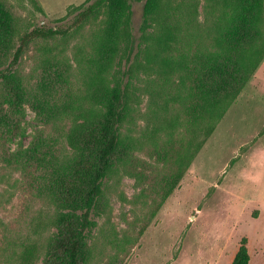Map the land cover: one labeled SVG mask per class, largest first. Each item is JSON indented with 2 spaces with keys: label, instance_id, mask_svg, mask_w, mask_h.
Masks as SVG:
<instances>
[{
  "label": "rangeland",
  "instance_id": "obj_1",
  "mask_svg": "<svg viewBox=\"0 0 264 264\" xmlns=\"http://www.w3.org/2000/svg\"><path fill=\"white\" fill-rule=\"evenodd\" d=\"M92 1L0 0V34L9 20L17 27V33L11 27L6 40L0 36V68L9 62L20 32L66 27L75 16L74 8ZM169 1L191 3L189 15L201 32L219 14L210 0ZM144 2L110 0L96 19L66 36L34 41L16 68L17 100L0 80V225L18 244L32 240L39 244L41 252L33 264H42L46 239L55 230L52 219L62 195L55 192L74 179L75 165L84 162L75 134L81 116L90 111L96 117V99L111 93L116 82H130L141 91L154 78L134 65L143 63V50L127 61L128 40L121 30L125 19L121 9L130 5L129 32L144 49L140 37L155 31L153 25H143ZM203 63L196 59L188 64V79L206 69ZM131 65L135 70L130 78ZM183 70L179 68L180 76ZM230 83L225 90H239L238 96L172 187V150L169 144L161 148V142L155 145L142 137L149 109L146 94L137 92L141 102L129 104L133 123L122 128L130 129L128 146L121 158H114L112 171L102 181L80 264H231L242 239L249 264H264V211L252 206L240 212L243 203L237 200L264 193V59L242 88ZM248 172L258 180L243 177L242 194L232 186ZM227 174L218 190L215 184ZM72 212L77 224L81 212Z\"/></svg>",
  "mask_w": 264,
  "mask_h": 264
},
{
  "label": "trees",
  "instance_id": "obj_2",
  "mask_svg": "<svg viewBox=\"0 0 264 264\" xmlns=\"http://www.w3.org/2000/svg\"><path fill=\"white\" fill-rule=\"evenodd\" d=\"M129 1H145L143 25L148 28L153 25L155 30L140 37L141 42L144 40L146 43L144 49H140V43L136 45L129 32L133 15L130 5L121 9L122 13L125 12L121 30L128 40L127 61L132 54L137 57L143 50V63L134 65L141 68L145 76L154 75L141 89L147 96L149 109L146 132L142 131V137L155 145L161 142V148L170 145L174 170L172 187L238 96L239 90L227 91L225 85L232 82L242 88L264 59V0H210L212 8L219 10V14L205 24L203 32L194 25L193 17L189 15L192 13L191 3ZM109 2L93 0L74 8L75 16L66 27L40 26L20 32L9 62L0 68L1 83L11 99L17 100L19 95L20 79L16 68L34 41L66 36L96 19ZM12 23L9 20V23L3 24L1 41L10 35L11 27L17 33V27H13ZM196 59H203L205 63L202 66L206 69L190 80L188 64ZM131 67L127 70L130 78L131 71L135 70ZM179 68L184 69L181 76ZM205 74L212 78H207ZM101 80H107V76ZM107 84L105 89L110 90ZM141 91L130 82L120 85L118 81L111 93L96 99L99 107L96 117L90 111L81 116L83 122L75 134L80 140L76 149L82 151L84 162L75 165L74 179L64 184L61 191L55 192L57 196L62 195L59 197V211L52 219L55 230L46 239L42 264L81 263L80 250L86 232L94 226L90 213L101 194L103 179L112 171L114 158H121L122 149L128 146L125 138L130 129L122 131V128L130 120L129 124L133 123L129 104L131 101L141 102L137 95ZM67 209L72 213L81 212L77 224L72 222V214L66 212ZM37 239L40 240V237ZM35 243L32 240L18 244L0 225V264H33L41 252L39 244L36 246ZM231 264H249L246 239L241 240Z\"/></svg>",
  "mask_w": 264,
  "mask_h": 264
},
{
  "label": "crops",
  "instance_id": "obj_3",
  "mask_svg": "<svg viewBox=\"0 0 264 264\" xmlns=\"http://www.w3.org/2000/svg\"><path fill=\"white\" fill-rule=\"evenodd\" d=\"M250 150V149H249ZM249 151H247L246 152V155H247V153H248ZM246 155H244L245 157H242V159L241 160H244L245 158H246ZM243 173V172H242ZM242 173H241V175H240V177H239V183H236V184H234L233 186H232V188H235V187H239V190H241V193L243 194V188H246V182H245V180L244 179H242L243 177H248L249 179H253L254 180V183H255V181L256 180H258V178L257 177H253V176H251L252 174L250 173V172H248V174L247 175H242ZM229 174H230V172H229ZM229 174H227L226 176H224V179H223V181H222V183L220 184V185H217V184H215L216 186H217V189L219 190V189H222V186H224L225 185V183H226V180L228 179V175ZM252 180V181H253ZM216 189V190H217ZM251 189L253 190V187H252V185H251ZM240 193V194H241ZM241 194V195H242ZM255 196H245V197H238L237 198V200H238V202H241V203H243V204H241V205H243V206H241V207H239L240 208V212L243 210V209H247L248 207H252V206H254L256 209H258L260 212H262V211H264V193H260L259 195H256V194H254ZM245 205V206H244Z\"/></svg>",
  "mask_w": 264,
  "mask_h": 264
}]
</instances>
